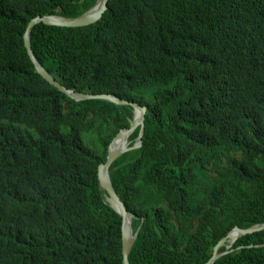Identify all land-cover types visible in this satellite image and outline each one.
<instances>
[{"label": "trees", "instance_id": "16d2710c", "mask_svg": "<svg viewBox=\"0 0 264 264\" xmlns=\"http://www.w3.org/2000/svg\"><path fill=\"white\" fill-rule=\"evenodd\" d=\"M95 1L0 0V120H11L0 138V264H105L100 251L115 248L121 258L98 164L132 108L14 79L32 17H74ZM40 25L33 50L63 85L148 106L142 148L111 170L127 210L145 217L133 263L204 264L231 229L264 223V0H109L90 26ZM90 112L102 118L88 122L91 142L78 131ZM160 203L179 227L150 226ZM233 248L214 264H264V231Z\"/></svg>", "mask_w": 264, "mask_h": 264}, {"label": "clouds", "instance_id": "9594fccd", "mask_svg": "<svg viewBox=\"0 0 264 264\" xmlns=\"http://www.w3.org/2000/svg\"><path fill=\"white\" fill-rule=\"evenodd\" d=\"M108 2L109 0L107 1V8L104 9V11L101 13L100 17L98 19H96L95 21L93 22H90L88 24H84V25H79V26H69V27H66V28H75V27H86V26H90L92 24H95L97 22H99L103 15L106 13V11L108 10ZM98 4V0L95 1V3L90 7L88 8L85 12L81 13L80 15H77V16H74V17H65V16H62V15H59L58 13H43L44 15H36L34 17H32L29 22L27 23V26H26V29L24 31V34H23V44H24V48H25V52H26V55H27V58L24 59L23 55L15 48V55L21 59L23 62L19 65V67L16 69L15 71V74H14V79L16 82L18 83H23V84H27L28 85V88L31 84H33L34 82L38 81L39 80V77H41L42 79L43 76L40 72V69L41 67L43 68V70L48 73L54 80L55 82H57L65 91H61L58 89V87H55L53 84L49 83L46 79H44L46 82H48L49 84H51L54 88H56L58 91H60L61 93L65 94L66 97H68L70 100H73V102L77 103V102H83V101H87V100H103V101H106V103H112L114 104L115 106H130L133 110V115H132V118L129 120V124L128 126H125V127H122L120 128L116 133L115 135L113 136L112 140L109 142L108 146L106 147V155H105V160L101 163L98 164V169H99V166L101 164H105L106 161H107V157L109 155V152H110V145L112 143V141L114 140V138L117 136V134L119 132H121L122 130H127L130 128V125L134 119V117L136 115L140 116V111L137 109H135L132 105L130 104H116L114 103L113 101H111L110 99H106V98H102L103 96H110V97H114V98H117V99H121L123 101H127L129 103H134V104H137L139 107H144L145 108V118H144V123H143V130L141 132V144L139 145L140 141H139V132H140V126H137L135 129H133L129 134H126L125 137L123 138L122 142L120 143V147L121 148H125V151L123 153H121L112 163H110L109 165V169H108V172H109V176H110V180L112 179L111 178V170L113 172V170L116 169V167H113L112 169V166L113 164L115 163L116 160H118L120 157H122L123 155L129 153V152H132V151H135V150H139L140 148H142L143 146V135H144V130H145V120H146V114H147V111H148V106L146 104H142L140 103L139 101L137 100H133V99H127V98H124V97H121V96H118L116 94H113L111 92H99V93H88V92H85L81 89H78L80 87V85L78 86V88H69L65 85H63L61 83V81L59 79H57L53 73L51 72V68L50 70L45 67V65L39 60L38 56L36 55V53L34 52L33 50V47H32V44H31V33L33 31V29L35 27H42L40 24L42 23L41 21L40 22H37L32 26L31 30H30V33H29V37H28V40H29V44H30V49H28L25 45V34L27 33V29H28V26L30 24V22L32 20H34L35 18H37L38 16L39 17H48V18H51V19H55V20H75L79 17H82L84 15H88L89 13H91L97 6ZM52 5V4H51ZM54 8V7H53ZM55 9V8H54ZM43 25H45V27H65V26H60V25H47V24H44L42 23ZM130 81L127 82V85L128 87L130 88L129 89V94L133 93V92H139L142 87L145 85V82H146V78H145V75H140V76H132V77H128ZM113 85V83H112ZM76 94H87V95H92L93 98L91 99H86V100H82V99H79L76 97ZM143 95V94H142ZM146 99L150 100L152 99L151 96L149 95H143ZM100 119L102 118H98V117H95L94 114L92 112H90V115L89 117L85 120L84 123L81 124V126L79 127L78 131H79V134L81 133H86L87 134V137L86 139L88 141L91 142V137L89 135V133L87 132V125L89 124L88 122L90 123H93V122H97L99 121ZM11 125V120H8V119H4V120H0V138L1 137V133L4 134V132H6L9 128L8 126ZM139 130L138 131V135L132 140L130 139L131 136L133 135V133L136 131V130ZM3 139V138H2ZM89 142V143H90ZM91 144V143H90ZM4 149H5V142L4 141H1L0 142V155L3 154L4 152ZM5 155H7V151L4 152ZM19 154H21V152L18 150L14 153V155L17 157ZM135 157H140V155H136ZM97 158V157H96ZM14 162L15 160L12 162L13 164H11V166L14 165ZM16 163V162H15ZM134 164V163H132ZM99 183V181H98ZM112 183V181H111ZM113 185V184H112ZM99 188L101 189L102 192H104V198H105V201L113 208V210L119 215L120 217V230L118 231L119 234H120V242H121V258L115 256L118 252V250L115 248V249H111L110 251L108 252H101V254L103 255V261L105 264H135L131 261V254L133 255L134 258L137 257L138 255V250L134 247V244L138 238V235H139V231L141 229V226L144 224L145 222V217L142 216V213L138 216H135L133 214H131V212H129L125 206V204L123 203L125 209L127 210V213H128V216L127 217H123L117 210L116 208L112 205V202H111V199L109 198V195L108 193L101 187V185L99 184L98 185ZM114 187V186H113ZM115 190V189H114ZM116 192V191H115ZM106 195V196H105ZM116 195L118 196L117 192H116ZM119 197V196H118ZM120 198V197H119ZM156 213H157V218L155 219L154 223L150 226H157V225H161L163 226V228L167 227L168 224H172L173 226H177L179 227V223L177 221V219L174 217V216H169V212H168V209L167 207L160 203V204H157L156 206ZM124 218H125V221L127 223L130 224V228H131V238H132V243L129 247V249L127 250V252L125 253L124 250H123V221H124ZM135 220H140V225L134 229L133 227V223ZM199 224V219H197L196 221V224L195 225H198ZM232 230V229H231ZM230 230V231H231ZM229 231V232H230ZM228 232V233H229ZM227 233V234H228ZM226 234V236H227ZM224 236V237H226ZM222 237V238H224ZM221 238V239H222ZM240 238V237H239ZM220 239V240H221ZM238 238H236L235 240H233L232 236L231 237H227V239L225 240V243L218 249V253H225L223 254L222 256H220L219 258L233 252L236 248H233L235 242L237 241ZM219 240V241H220ZM219 241L216 243V245L219 243ZM215 245V246H216ZM214 246V247H215ZM257 246V245H256ZM260 246V245H259ZM224 247L225 250L224 251H221L220 252V249ZM251 247V246H249ZM239 248V247H237ZM214 250V248H213ZM227 252V253H226ZM213 254V252H212ZM212 256V255H211ZM211 258V257H210ZM209 258V259H210ZM218 258V259H219ZM208 259V260H209ZM216 259V260H218ZM207 260V261H208ZM215 260V261H216ZM206 261V262H207ZM214 261V263H215ZM205 262V263H206ZM162 263V260L161 262ZM204 263V264H205ZM213 263V264H214Z\"/></svg>", "mask_w": 264, "mask_h": 264}, {"label": "water", "instance_id": "95a60500", "mask_svg": "<svg viewBox=\"0 0 264 264\" xmlns=\"http://www.w3.org/2000/svg\"><path fill=\"white\" fill-rule=\"evenodd\" d=\"M107 1L108 0H98V4L96 8L89 13L88 15H84L82 17H79L75 20H55L51 18H46V17H37L34 20H32L28 26L27 33L25 34V45L28 49H30V44H29V33L32 28V26L37 22H42L47 25H60V26H79V25H84L88 24L90 22L95 21L98 19L101 15V13L104 11V9L107 8ZM40 72L43 76L44 79H46L49 83L53 84L55 87H58L59 90L65 91L55 80L48 74L46 73L43 68L41 67ZM66 92V91H65ZM76 97L82 100L86 99H91L93 98L92 95H87V94H76ZM102 98L110 99L116 104H130L132 105L136 110L138 109L140 111V116L136 115L130 125V128L127 130H122L117 134V136L114 138L110 145V152L107 157V161L105 164H101L98 169V181L101 187L108 193L109 198L111 199L112 205L116 208V210L123 216L127 217L128 213L127 210L125 209L122 201L120 198L116 195V192L114 190V187L111 183L110 176H109V165L112 163L121 153L125 151V148L120 147V143L122 142L123 138L125 137L126 134H129L133 129H135L137 126H140V132H139V145L141 144V132L143 130V123H144V118H145V108L144 107H139L137 104L134 103H129L127 101H123L121 99H117L114 97L110 96H103ZM122 234H123V250L126 253L127 250L129 249L131 243H132V238H131V228L130 224L125 221H123V226H122ZM260 231H264V223L258 224L255 226H252L250 228H239V227H234L226 237L222 238L219 243L214 247L213 254L211 258L205 263V264H213L216 259H218L220 256H222L225 253H218V249L225 243V240L227 237L233 238L235 240L236 238L248 235V234H253L257 233ZM259 247V245L255 246ZM227 253V252H226Z\"/></svg>", "mask_w": 264, "mask_h": 264}]
</instances>
